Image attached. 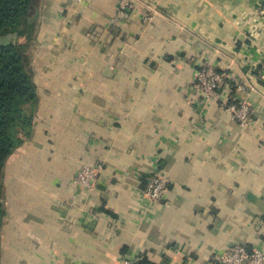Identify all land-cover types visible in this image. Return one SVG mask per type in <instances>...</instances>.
I'll return each instance as SVG.
<instances>
[{"label": "crops", "instance_id": "obj_1", "mask_svg": "<svg viewBox=\"0 0 264 264\" xmlns=\"http://www.w3.org/2000/svg\"><path fill=\"white\" fill-rule=\"evenodd\" d=\"M118 2L39 0L38 104L4 166L0 264H219L234 245L264 251V0H133L115 23ZM202 63L245 89L200 94ZM234 96L250 106L245 125L226 108ZM83 163L99 167L92 188L75 182ZM157 168L168 188L150 202Z\"/></svg>", "mask_w": 264, "mask_h": 264}, {"label": "trees", "instance_id": "obj_2", "mask_svg": "<svg viewBox=\"0 0 264 264\" xmlns=\"http://www.w3.org/2000/svg\"><path fill=\"white\" fill-rule=\"evenodd\" d=\"M38 3L39 0H0V232L6 215L5 162L31 136L38 104L30 59L31 32ZM11 33L23 36L25 41L4 42L5 36ZM258 69L257 66V72ZM227 82L234 92V81L227 79ZM235 100L230 98L226 105ZM137 258L138 264H155L145 256Z\"/></svg>", "mask_w": 264, "mask_h": 264}, {"label": "built area", "instance_id": "obj_3", "mask_svg": "<svg viewBox=\"0 0 264 264\" xmlns=\"http://www.w3.org/2000/svg\"><path fill=\"white\" fill-rule=\"evenodd\" d=\"M132 8L133 0H119L113 21L116 23L122 19H126ZM227 79H231L228 74L219 72L209 63H202L196 69L193 85L200 94L208 98H215L223 87L229 88V91H232ZM236 89L244 90L245 88L243 84H237ZM226 108L231 111L239 124L245 125L251 121V109L245 100L236 99L234 102L226 105ZM98 173V166L83 163L78 170L75 182L80 187L92 188L96 182ZM167 188L168 179L165 173L157 168L146 177L143 196L150 202H159L163 199ZM137 260L138 258H123L121 264H138ZM215 260L219 264H264V251L260 249L249 251L243 245H234L217 255Z\"/></svg>", "mask_w": 264, "mask_h": 264}, {"label": "rangeland", "instance_id": "obj_4", "mask_svg": "<svg viewBox=\"0 0 264 264\" xmlns=\"http://www.w3.org/2000/svg\"><path fill=\"white\" fill-rule=\"evenodd\" d=\"M7 41V42H12L13 44H16V43H22L25 41V38L23 36H18L17 34L15 33H11V34H8L6 39L4 40V42ZM232 99H240L236 96L232 97Z\"/></svg>", "mask_w": 264, "mask_h": 264}]
</instances>
